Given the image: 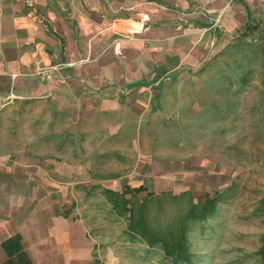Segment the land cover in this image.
I'll return each mask as SVG.
<instances>
[{
  "label": "rangeland",
  "instance_id": "374dc122",
  "mask_svg": "<svg viewBox=\"0 0 264 264\" xmlns=\"http://www.w3.org/2000/svg\"><path fill=\"white\" fill-rule=\"evenodd\" d=\"M54 2L52 36L63 52L72 40L81 64L96 57L102 69L91 74L103 81L87 95L97 89L103 101L72 126L64 152L63 214L83 222L90 260L52 248L44 264H172L130 237V213L103 194L140 186L125 197L145 201L149 229L216 199L217 218L191 225L194 264H264V0H82L79 19ZM33 251L24 245L7 264H33Z\"/></svg>",
  "mask_w": 264,
  "mask_h": 264
},
{
  "label": "crops",
  "instance_id": "0c3cea01",
  "mask_svg": "<svg viewBox=\"0 0 264 264\" xmlns=\"http://www.w3.org/2000/svg\"><path fill=\"white\" fill-rule=\"evenodd\" d=\"M67 2L79 10L76 19L85 18L82 0ZM54 4L0 0V264L19 257L24 245L34 248L33 264L47 262L52 248L67 262L91 257L83 222L63 214L71 178L64 152L72 126L102 104L97 89L87 95V87L101 88L102 76L91 72L102 67L96 57L81 64L72 40L66 51L59 49L51 27L58 19ZM59 52L68 66L56 63Z\"/></svg>",
  "mask_w": 264,
  "mask_h": 264
},
{
  "label": "trees",
  "instance_id": "16d2710c",
  "mask_svg": "<svg viewBox=\"0 0 264 264\" xmlns=\"http://www.w3.org/2000/svg\"><path fill=\"white\" fill-rule=\"evenodd\" d=\"M142 191H146L144 186L126 187L122 193L105 189L103 194H106V199L113 204L114 210L118 211L120 215L130 213V216L127 217L129 219L127 233L131 238L144 240L149 249H160L164 257L170 260L172 264H194V252L189 242L191 225L197 222L203 224L209 218H217V212H215L216 199L211 198L205 203H193L184 216H177L167 227L155 230L146 226L147 204L145 205V201L140 204L141 208H138L135 203L132 205L131 200L125 197L128 193L138 194ZM129 206H131L130 209Z\"/></svg>",
  "mask_w": 264,
  "mask_h": 264
},
{
  "label": "built area",
  "instance_id": "2783aa9c",
  "mask_svg": "<svg viewBox=\"0 0 264 264\" xmlns=\"http://www.w3.org/2000/svg\"><path fill=\"white\" fill-rule=\"evenodd\" d=\"M57 69H59V67L56 66Z\"/></svg>",
  "mask_w": 264,
  "mask_h": 264
}]
</instances>
